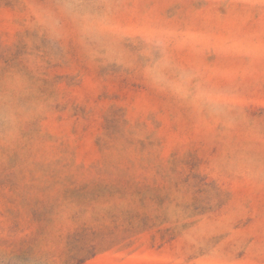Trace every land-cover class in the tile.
Wrapping results in <instances>:
<instances>
[{
	"label": "rangeland",
	"instance_id": "1",
	"mask_svg": "<svg viewBox=\"0 0 264 264\" xmlns=\"http://www.w3.org/2000/svg\"><path fill=\"white\" fill-rule=\"evenodd\" d=\"M0 264H264V0H0Z\"/></svg>",
	"mask_w": 264,
	"mask_h": 264
}]
</instances>
